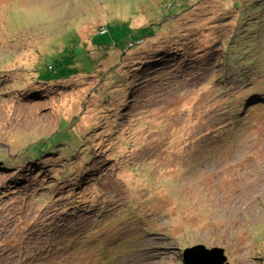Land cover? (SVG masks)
Segmentation results:
<instances>
[{"label": "rangeland", "instance_id": "1", "mask_svg": "<svg viewBox=\"0 0 264 264\" xmlns=\"http://www.w3.org/2000/svg\"><path fill=\"white\" fill-rule=\"evenodd\" d=\"M197 246L264 264V0H0V264Z\"/></svg>", "mask_w": 264, "mask_h": 264}, {"label": "trees", "instance_id": "2", "mask_svg": "<svg viewBox=\"0 0 264 264\" xmlns=\"http://www.w3.org/2000/svg\"><path fill=\"white\" fill-rule=\"evenodd\" d=\"M98 33L102 36L106 33L105 27H101ZM149 38V37H148ZM155 40V37L153 38ZM92 45L96 46L95 44L92 43ZM66 50L64 51V53ZM61 53V52H60ZM63 53V54H64ZM74 55V52L73 54ZM74 66V65H72ZM70 67V64L64 65V74L62 76L57 77L56 79H49L52 81H57V80H65V79H70L71 76H74L78 74L79 71L76 69ZM53 70L51 67L49 68ZM58 73L54 72V75H57ZM236 112V111H233ZM59 127L55 128L52 132L47 133V134H41L39 136H36V133H33V135H30L27 138L26 146L25 149H22V153H17L14 162L21 161L24 158L30 159L31 157L34 158H41L45 154L50 153V151L55 150V151H62L65 150V152L72 151L73 147H79L80 146V141L78 138V134L75 131L73 121L72 120H67V119H59ZM63 128H67L73 133V136L71 139H60L63 135H60V130ZM57 131V132H56ZM240 130L236 128L231 134H236ZM56 132V133H54ZM54 133V134H53ZM25 141V140H23ZM58 147V148H56Z\"/></svg>", "mask_w": 264, "mask_h": 264}, {"label": "water", "instance_id": "3", "mask_svg": "<svg viewBox=\"0 0 264 264\" xmlns=\"http://www.w3.org/2000/svg\"><path fill=\"white\" fill-rule=\"evenodd\" d=\"M225 261L226 257L221 249L214 248V250L207 251L200 246L195 249H185L182 258L184 264H223Z\"/></svg>", "mask_w": 264, "mask_h": 264}]
</instances>
